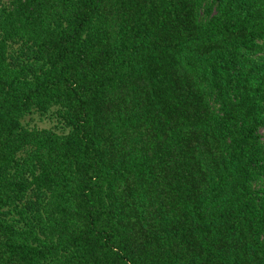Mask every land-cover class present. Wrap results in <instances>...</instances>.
<instances>
[{
  "label": "trees",
  "instance_id": "obj_1",
  "mask_svg": "<svg viewBox=\"0 0 264 264\" xmlns=\"http://www.w3.org/2000/svg\"><path fill=\"white\" fill-rule=\"evenodd\" d=\"M263 129L264 0H0V264H264Z\"/></svg>",
  "mask_w": 264,
  "mask_h": 264
},
{
  "label": "rangeland",
  "instance_id": "obj_2",
  "mask_svg": "<svg viewBox=\"0 0 264 264\" xmlns=\"http://www.w3.org/2000/svg\"><path fill=\"white\" fill-rule=\"evenodd\" d=\"M27 125L31 127H38V128H51V129H60V124L57 118L54 115L48 114L41 116L38 113L34 114L33 116L29 117L27 120ZM262 134L264 137V129L262 130Z\"/></svg>",
  "mask_w": 264,
  "mask_h": 264
}]
</instances>
